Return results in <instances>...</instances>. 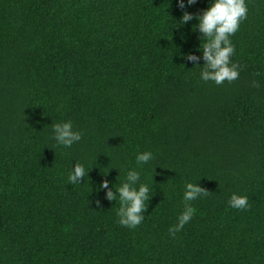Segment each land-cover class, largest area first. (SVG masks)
Segmentation results:
<instances>
[{"label": "trees", "instance_id": "obj_1", "mask_svg": "<svg viewBox=\"0 0 264 264\" xmlns=\"http://www.w3.org/2000/svg\"><path fill=\"white\" fill-rule=\"evenodd\" d=\"M212 3L0 0V264H264V0H245L239 77L220 85L201 79L195 19ZM132 170L149 187L135 228L117 214ZM188 183L209 193L173 235Z\"/></svg>", "mask_w": 264, "mask_h": 264}, {"label": "clouds", "instance_id": "obj_2", "mask_svg": "<svg viewBox=\"0 0 264 264\" xmlns=\"http://www.w3.org/2000/svg\"><path fill=\"white\" fill-rule=\"evenodd\" d=\"M196 3V0H188V5ZM178 6L185 8L184 0H178ZM247 5L245 0H214L210 7L202 12L201 15L195 16L198 20L199 32L202 38L206 39L203 44V58L205 64L202 67L201 79L204 81H214L217 85L228 81L238 79L239 65L232 63L230 57L234 54V45L230 41V36L234 35L240 26V22L247 17ZM194 18L193 14L184 11L181 18V25ZM201 47V45H200ZM187 60L196 61L198 57L186 54ZM254 87L258 84L253 83ZM54 139L59 145L71 147L73 143L81 139V133L73 130L71 121L57 123L53 125ZM153 158L151 152H143L136 157L137 163H147ZM85 168L81 163H75V168L69 176V181L73 184L79 183L85 177ZM139 180V173L135 170L127 173L126 182L120 186L117 191L119 194L120 208L118 216L119 223L122 226L135 228L143 220V212L146 210L145 201L149 199V187L141 184L138 189L135 187ZM109 181L104 179L100 187L108 188ZM209 191L200 187L199 184L188 183L184 193V211L178 218V224L169 229L173 235L175 232L183 229L184 225L189 222L196 211L188 202L193 201L201 195H208ZM107 199L113 201L116 199V193L109 189ZM97 205L100 201H96ZM229 205L236 209H247V196H238L233 194L229 200Z\"/></svg>", "mask_w": 264, "mask_h": 264}]
</instances>
